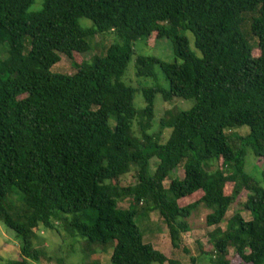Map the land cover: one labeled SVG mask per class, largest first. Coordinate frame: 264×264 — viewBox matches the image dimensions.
I'll use <instances>...</instances> for the list:
<instances>
[{
  "label": "trees",
  "instance_id": "1",
  "mask_svg": "<svg viewBox=\"0 0 264 264\" xmlns=\"http://www.w3.org/2000/svg\"><path fill=\"white\" fill-rule=\"evenodd\" d=\"M33 3L0 0V221L22 238L6 264L50 260L33 241L59 221L68 238L84 240L83 252L112 247L110 264H174L144 241L139 204L143 217L158 214L174 247L193 210H210L211 249L200 251L210 258L190 264H264V187L245 170L247 149L264 160V0H43L31 11ZM81 17L92 25L81 27ZM108 32L118 42L104 55L73 61L90 49L88 36ZM153 33L170 40L175 59L136 55L135 75L153 81L136 107L137 89L122 76L134 41ZM61 54L74 73L50 70ZM157 94L162 137L149 132ZM242 126L246 134L229 131ZM179 166L183 177L169 179ZM240 194L250 217L236 213L220 227Z\"/></svg>",
  "mask_w": 264,
  "mask_h": 264
},
{
  "label": "rangeland",
  "instance_id": "2",
  "mask_svg": "<svg viewBox=\"0 0 264 264\" xmlns=\"http://www.w3.org/2000/svg\"><path fill=\"white\" fill-rule=\"evenodd\" d=\"M43 0H34V3L29 7V10L36 11L41 8ZM81 27H90L91 21L87 18L81 17L78 20ZM249 20L247 19V25ZM180 34L185 35L189 41L190 49L199 55V51L195 49L193 44V35L188 30H181ZM156 34L153 33L147 41L144 39H138L134 41L133 47L135 54H132L125 71L122 76L123 82L136 88L134 103L136 107H140V102L136 100L137 96L141 97L139 89L143 86H151L153 81L149 78L137 77L135 75V57L137 54L154 56L162 61L171 62L175 59L172 51L171 42L166 37L155 38ZM248 37V36H247ZM255 40L256 37L254 38ZM90 49L83 53H74L73 61L80 63L81 61L88 60L92 54L104 55L106 48L118 39L111 32L103 34H94L88 36ZM29 38H26V49L29 48ZM257 51H255L256 53ZM60 60L55 63L50 70L52 72L72 74L75 72V67L72 65V59L67 58L64 55H60ZM179 61V60H178ZM157 74L162 77V73L158 66L155 67ZM160 82V81H158ZM161 83V82H160ZM167 86V82L164 80L162 83ZM141 102L142 100L139 99ZM192 100L182 101L181 99H174L173 105L178 107L187 108L192 105ZM171 103V104H172ZM154 105L157 108V114L155 115L154 124L149 130L151 134L164 136V131L161 130L159 125V118L164 110V103L160 94H157L154 99ZM110 123L113 124V119H110ZM247 126H242L229 131L239 132L246 134L248 132ZM151 169L155 167L156 160L152 158L150 160ZM245 170L252 175L263 187H264V160L257 158L251 151L247 149L245 157ZM173 176L183 177V169L179 166L175 172L169 173L168 178ZM169 179L164 181V185L167 186ZM132 181L130 174H127L123 179V184H127ZM194 195L180 199L179 204L183 205L189 200L194 199ZM245 197L240 194L238 199L232 203L225 215L224 220L220 223V227L226 226V221L233 214L239 213L243 218L248 219L250 217L249 212L244 208L243 204ZM131 199L121 198L118 200V206L121 208H127L130 205ZM143 204L136 205L137 213L134 217V221L143 235L145 242H150L156 249L163 252L169 259L179 262L178 264H190V257H197L198 261L203 263L208 262L210 255H203L200 251L202 248L210 250L211 246L208 242V233L213 229V226H207L205 224V216L210 211L206 206H197L190 218L188 219L190 229L181 235V239L178 247L172 246L170 242L167 229L160 217L156 213L149 214V217H143L141 215V208ZM71 215H68L70 217ZM38 238L33 241V245L37 248L43 249L45 253L51 257L48 259H41L40 264H82L84 261L91 264H110L109 257L112 251V247H101L99 245H93L89 250L83 252L81 249L82 238L69 237L65 234L62 223L56 222L53 228H45L40 226L37 230ZM22 245V238L13 229L8 228L3 222L0 221V264H6L9 260H16L19 258L20 247ZM104 249V250H103ZM61 259V261H58ZM169 264V263H165Z\"/></svg>",
  "mask_w": 264,
  "mask_h": 264
},
{
  "label": "crops",
  "instance_id": "3",
  "mask_svg": "<svg viewBox=\"0 0 264 264\" xmlns=\"http://www.w3.org/2000/svg\"><path fill=\"white\" fill-rule=\"evenodd\" d=\"M179 262L175 261L174 264H178Z\"/></svg>",
  "mask_w": 264,
  "mask_h": 264
}]
</instances>
